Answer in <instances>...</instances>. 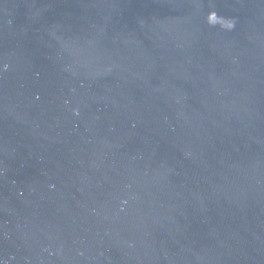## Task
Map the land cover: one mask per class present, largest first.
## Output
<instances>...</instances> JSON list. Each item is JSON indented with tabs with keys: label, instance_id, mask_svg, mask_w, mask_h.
I'll list each match as a JSON object with an SVG mask.
<instances>
[{
	"label": "water",
	"instance_id": "obj_1",
	"mask_svg": "<svg viewBox=\"0 0 264 264\" xmlns=\"http://www.w3.org/2000/svg\"><path fill=\"white\" fill-rule=\"evenodd\" d=\"M0 264H264V0H0Z\"/></svg>",
	"mask_w": 264,
	"mask_h": 264
}]
</instances>
